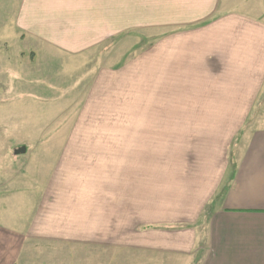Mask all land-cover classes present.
Masks as SVG:
<instances>
[{
	"label": "crops",
	"instance_id": "crops-1",
	"mask_svg": "<svg viewBox=\"0 0 264 264\" xmlns=\"http://www.w3.org/2000/svg\"><path fill=\"white\" fill-rule=\"evenodd\" d=\"M13 5L9 26L29 47L24 51H38L39 60L46 42L56 53H87L98 68L90 77L99 96L121 100L124 84L146 86L145 113L156 122L145 158L134 157L129 167L97 160L94 143H68L79 151L56 162L50 190L31 192L37 198L27 212L19 188L26 174L8 163L0 175V264L41 262L44 249L74 237L79 216L88 242L116 237L161 254V264H264V110L254 107L264 91V0ZM22 76L24 84H41V76ZM252 116L258 118L246 127ZM11 149L0 142V157ZM82 175L84 188L75 190Z\"/></svg>",
	"mask_w": 264,
	"mask_h": 264
},
{
	"label": "rangeland",
	"instance_id": "rangeland-1",
	"mask_svg": "<svg viewBox=\"0 0 264 264\" xmlns=\"http://www.w3.org/2000/svg\"><path fill=\"white\" fill-rule=\"evenodd\" d=\"M13 11V0H0V129H3L2 125L6 128L2 133L0 131V142L12 143L11 154L0 157V175L10 166L8 163L18 167L20 173L26 174L19 188L21 196L24 195L27 212L32 206V200L37 198H33L31 192L35 189L50 190L47 186L58 173L56 162L66 158L70 152L79 151L68 149V143H80L85 147L90 142L94 143L92 146L96 148L92 149L95 152L92 156H96L97 160L104 156L108 161L120 160L122 167H129L128 163L134 157L145 158V145L151 136L148 129H152L150 127L156 118L148 117L145 113L146 102L142 100L146 98V86L124 84L121 100L118 94L110 100L105 95L99 96V85L90 77L98 72V68L90 66L94 61L89 60L87 53L77 57L69 53L62 54L60 50L56 53L46 48V42H43L39 60L38 51H24L29 47L22 42V37L13 38L14 30L9 26ZM35 57L38 60L36 64L32 63ZM22 72L32 77L41 76V84L39 79L37 86L22 83ZM34 88H37L36 92ZM25 90L36 93V96L20 95L16 98L18 93ZM14 98L20 100L14 101ZM34 98L36 102H33ZM157 105H161V102L158 101ZM254 107L255 111L264 110V91ZM256 118H248L250 122H247L246 127L252 125ZM235 142L229 147V152ZM20 146L26 150L16 154L15 149ZM6 157L10 158L9 161ZM14 157L17 158V165L12 160ZM75 159L82 160L79 157ZM20 163L23 166H19ZM75 164L83 162L75 161ZM113 164L114 161L108 167H113ZM83 188L82 175L76 178L74 189ZM23 189H27L25 194ZM132 190L128 189L129 194ZM210 206L202 213L206 217ZM127 211L123 207L119 215L127 216ZM111 216L114 213L108 214V221H111ZM206 217L202 216L199 222L205 223ZM27 220L26 215L21 226H26ZM75 221L78 227L74 237L57 241L47 250L44 249L42 260L37 264H148L151 259L161 264V254L151 255L145 249L120 243L116 237L108 236L106 244L90 243L84 237L82 216L76 217ZM199 222L196 224L199 225ZM110 231L108 227L107 232ZM42 244L43 249L47 244Z\"/></svg>",
	"mask_w": 264,
	"mask_h": 264
},
{
	"label": "water",
	"instance_id": "water-1",
	"mask_svg": "<svg viewBox=\"0 0 264 264\" xmlns=\"http://www.w3.org/2000/svg\"><path fill=\"white\" fill-rule=\"evenodd\" d=\"M26 148L25 147H20L19 149L16 150V153H21V152H25Z\"/></svg>",
	"mask_w": 264,
	"mask_h": 264
}]
</instances>
